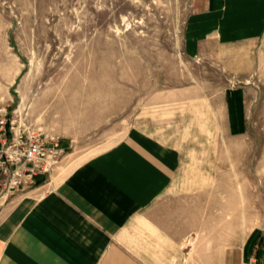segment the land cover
Here are the masks:
<instances>
[{
	"label": "rangeland",
	"instance_id": "obj_1",
	"mask_svg": "<svg viewBox=\"0 0 264 264\" xmlns=\"http://www.w3.org/2000/svg\"><path fill=\"white\" fill-rule=\"evenodd\" d=\"M194 9V0H0L2 106L26 134L59 145L4 190V208L36 200L143 128L182 156L168 197L186 222L181 264H264V38L188 58ZM240 88L246 128L232 134L223 101Z\"/></svg>",
	"mask_w": 264,
	"mask_h": 264
},
{
	"label": "crops",
	"instance_id": "obj_2",
	"mask_svg": "<svg viewBox=\"0 0 264 264\" xmlns=\"http://www.w3.org/2000/svg\"><path fill=\"white\" fill-rule=\"evenodd\" d=\"M194 6L184 29L188 58H213L264 38V0H194ZM245 103V89L226 93L228 132L245 131ZM181 166L176 147L133 128L36 200L23 195L4 208V197L0 264H181L186 222L168 199Z\"/></svg>",
	"mask_w": 264,
	"mask_h": 264
},
{
	"label": "built area",
	"instance_id": "obj_3",
	"mask_svg": "<svg viewBox=\"0 0 264 264\" xmlns=\"http://www.w3.org/2000/svg\"><path fill=\"white\" fill-rule=\"evenodd\" d=\"M8 107L0 101V198L4 190L36 175L50 159L56 157L58 144L49 147L40 134L28 132L10 118ZM63 151V149H60Z\"/></svg>",
	"mask_w": 264,
	"mask_h": 264
},
{
	"label": "trees",
	"instance_id": "obj_4",
	"mask_svg": "<svg viewBox=\"0 0 264 264\" xmlns=\"http://www.w3.org/2000/svg\"><path fill=\"white\" fill-rule=\"evenodd\" d=\"M38 179H37V184H41L43 181H44V177H37Z\"/></svg>",
	"mask_w": 264,
	"mask_h": 264
}]
</instances>
